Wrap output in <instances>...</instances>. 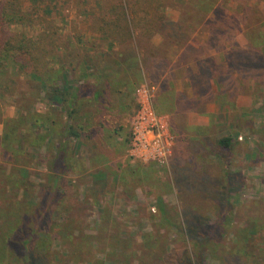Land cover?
I'll list each match as a JSON object with an SVG mask.
<instances>
[{"label": "rangeland", "instance_id": "374dc122", "mask_svg": "<svg viewBox=\"0 0 264 264\" xmlns=\"http://www.w3.org/2000/svg\"><path fill=\"white\" fill-rule=\"evenodd\" d=\"M22 2L35 20L11 29L53 27L61 48L39 72L0 66V264H18L27 234L36 264H264V0H160V26L136 17L123 42L100 29L110 0ZM185 74L194 96L157 108ZM145 84L175 136L164 164L132 150ZM74 88L85 99L63 103ZM175 109L208 123L184 119L177 137Z\"/></svg>", "mask_w": 264, "mask_h": 264}, {"label": "trees", "instance_id": "16d2710c", "mask_svg": "<svg viewBox=\"0 0 264 264\" xmlns=\"http://www.w3.org/2000/svg\"><path fill=\"white\" fill-rule=\"evenodd\" d=\"M103 1L105 2L106 0ZM110 1V4H113L109 11L110 17L107 19L108 21L100 25V29L103 34L111 36L121 42L135 37L136 26L134 18L142 17L148 23V29L154 30L160 26L161 21L166 17L165 14L161 12L162 3L160 0ZM108 3L109 2H106V4ZM34 20L35 18L32 15L24 11L22 0H0V66H4L5 69L16 67L19 72H24L26 70L31 73L36 70L38 72L42 71L43 68L49 65L52 53L56 48H61V46L58 45L53 27L49 31H45L43 36L36 40L28 36L25 32L12 30L10 26L11 23L17 21L26 25L33 23ZM140 29L142 31L144 30L142 24H140ZM69 45L70 43L63 42L62 47H65L66 51H68ZM12 79L13 78H11V80ZM2 81L1 79V85ZM65 97L66 100L63 103H72L73 100L76 99L75 94L70 98V93L69 97L66 95ZM219 143L225 149L233 145L231 137H223L220 139ZM65 159L66 149L62 147L58 150L57 156L50 166L54 173V185L59 182V177L61 176V172L56 165L59 161H64ZM226 176L229 181L231 173L227 171ZM26 192L28 191L26 190ZM49 192L50 195L46 199L47 205L43 207L42 204L43 211L39 214V224L45 220L46 211L50 203L56 198V189L52 188ZM32 240H34V235L27 234L22 238V241L20 240L18 250L21 251V254L18 251L15 253L10 251V254L15 257L17 254L16 262L18 264H36L32 256Z\"/></svg>", "mask_w": 264, "mask_h": 264}, {"label": "built area", "instance_id": "2783aa9c", "mask_svg": "<svg viewBox=\"0 0 264 264\" xmlns=\"http://www.w3.org/2000/svg\"><path fill=\"white\" fill-rule=\"evenodd\" d=\"M155 90L154 84L142 85L137 90L139 108L131 120V145L135 156L164 164L172 154L175 136L167 116L157 115L153 108Z\"/></svg>", "mask_w": 264, "mask_h": 264}, {"label": "crops", "instance_id": "0c3cea01", "mask_svg": "<svg viewBox=\"0 0 264 264\" xmlns=\"http://www.w3.org/2000/svg\"><path fill=\"white\" fill-rule=\"evenodd\" d=\"M224 57L226 58L225 55H224ZM199 67H201V66H199ZM185 68L187 69L185 72H188V69L190 68V66H186ZM168 82H164L162 87H160V88L158 87L159 89H158V92H157V95H156V99H157L156 100V107L159 106V105L161 106V104H163L164 105L163 108L165 110H167V109L169 110V108H173V106H175L173 99L175 100V102L177 101L175 107H178V98H179L180 91H182L183 93L185 92V95H188L189 97H193L194 96L195 92H194V88H193L192 79L187 74H185L182 79H180V80H178L176 82H172V81H168ZM168 85H170V86H168ZM173 91L175 92L174 95L172 93ZM74 94H75V97H76V99H74L76 101V103L78 102L79 99H81V101H82L86 97V94L83 91L80 94V92L78 91V88H74V92H72L71 96L74 95ZM175 110L179 111L177 109H175ZM158 112L163 113L164 111H158ZM190 113L191 112L187 111V110L186 111H181L180 110L179 112H177L176 113V116L178 117L177 123L174 120L175 117L172 118L171 125H172V128H173L175 134H177L179 132L178 131L179 126L181 127L180 121L184 122V119H187V122L190 123L191 125H193L194 123H196V124H198V123H204V124L208 123V121L205 120L204 116H202V115H198V116L197 115H193V112L191 114ZM195 114H197V113H195ZM190 120H192V121L190 122ZM179 123H180V125H179ZM177 125H178V127H177ZM177 137H178V134H177ZM120 157H123L122 152H120Z\"/></svg>", "mask_w": 264, "mask_h": 264}]
</instances>
